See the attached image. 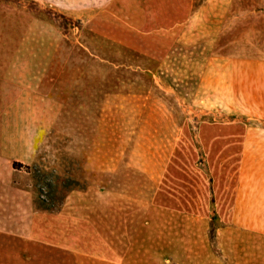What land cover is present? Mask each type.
Here are the masks:
<instances>
[{
	"label": "rangeland",
	"instance_id": "rangeland-1",
	"mask_svg": "<svg viewBox=\"0 0 264 264\" xmlns=\"http://www.w3.org/2000/svg\"><path fill=\"white\" fill-rule=\"evenodd\" d=\"M209 4L0 0V264H56L67 195L97 206L77 263L264 264V66L213 54Z\"/></svg>",
	"mask_w": 264,
	"mask_h": 264
},
{
	"label": "crops",
	"instance_id": "crops-1",
	"mask_svg": "<svg viewBox=\"0 0 264 264\" xmlns=\"http://www.w3.org/2000/svg\"><path fill=\"white\" fill-rule=\"evenodd\" d=\"M237 2V0H230L228 7L221 11L217 7L218 3L216 4V0H210L208 6L203 5L202 8L199 10L196 9L195 12L192 9L186 11V8L183 7L182 14H196L197 16L211 17L214 19L223 17L226 20L222 23V26L218 27V30L214 32L213 39L211 40L210 48L212 49L213 54L218 56L217 58L219 59H228L236 63L248 64H251V62H257L258 65L264 66V0H247L245 9H241V7L237 9ZM255 2L260 6L259 11L253 12L251 9ZM213 22L214 20H212L210 24ZM217 24L218 22H215V25ZM2 67L3 63L0 62V69ZM9 86H11V84L4 83V74L2 76L0 74V140L2 115L3 113L6 114L7 96L13 92L12 89L8 88ZM0 151L4 152L2 149ZM3 180H5L4 176L0 173V182ZM86 203L73 201L72 197L69 195L63 199L60 212H58L57 215L59 224L57 226L58 235L56 237V253L58 252L59 255H56V264H81L75 262L73 258L81 255L83 252L81 250L84 248L83 241L90 239L87 230H90L91 227L82 226V222L85 221L84 215L86 214V216H88V223L91 219L93 222L94 216L91 213L94 214L97 210L96 204L90 207L91 204ZM0 205H4L2 197H0ZM9 205L10 202L5 203V207H9ZM101 209L106 212V224L110 221V226L109 224L106 226L107 231H105L103 252L108 258L113 256L114 259H121L123 255L122 250L125 244L122 237L125 235L126 230L123 229V227L120 228V237L115 231L113 232L112 228L114 225L112 214L116 212L123 216V214L127 213L124 200L122 203L120 201L116 203L112 201L111 203L106 204L104 208L102 206ZM140 209L143 214L144 207L134 209V211L137 210V213L133 215L132 226L128 227L127 234L131 232L132 236H135L139 226H141V224L139 225L138 223V216L141 214ZM1 210L0 207V228L2 216ZM7 213L8 210H5L4 214L7 215ZM205 223L207 225L206 221ZM112 237L114 239H112ZM127 242L128 241L126 240V244ZM64 251L66 252V259L62 260Z\"/></svg>",
	"mask_w": 264,
	"mask_h": 264
},
{
	"label": "trees",
	"instance_id": "trees-1",
	"mask_svg": "<svg viewBox=\"0 0 264 264\" xmlns=\"http://www.w3.org/2000/svg\"><path fill=\"white\" fill-rule=\"evenodd\" d=\"M21 167L19 164H17L16 162H13L12 163V167L13 168H16V167ZM36 209H39V210H45V211H49V209L45 208V207H37L36 204L34 205Z\"/></svg>",
	"mask_w": 264,
	"mask_h": 264
}]
</instances>
